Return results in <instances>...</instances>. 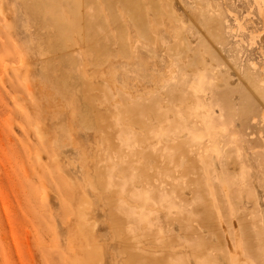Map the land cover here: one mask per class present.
Here are the masks:
<instances>
[{"label": "rangeland", "instance_id": "rangeland-1", "mask_svg": "<svg viewBox=\"0 0 264 264\" xmlns=\"http://www.w3.org/2000/svg\"><path fill=\"white\" fill-rule=\"evenodd\" d=\"M118 1L0 0V264H264V0Z\"/></svg>", "mask_w": 264, "mask_h": 264}, {"label": "bare ground", "instance_id": "bare-ground-1", "mask_svg": "<svg viewBox=\"0 0 264 264\" xmlns=\"http://www.w3.org/2000/svg\"><path fill=\"white\" fill-rule=\"evenodd\" d=\"M152 1H154V0H152ZM71 2H72V0H71ZM74 2H75V0H74ZM78 2V1H77ZM118 2H120L122 5H123V7L125 6H128V7H130L129 9H128V12H129V16H130V20L132 21V26L136 29V31H137V33L140 35V37L141 38H145V36H146V31H147V28H148V26L146 25L147 23L145 22V20H143L144 18H143V13L141 12V4H139L138 2H137V0H119ZM151 2V1H150ZM79 3H80V1H79ZM154 4V3H153ZM74 5V4H73ZM141 5V6H140ZM150 5H152V4H150ZM154 7H155V4H154ZM156 7H157V5H156ZM152 9H153V5H152V7H151ZM156 10V9H155ZM46 11V10H45ZM44 11V12H45ZM43 12V13H44ZM161 13H162V11H161ZM156 15V14H155ZM157 15H158V13H157ZM112 17V16H111ZM76 22V21H75ZM76 25V24H75ZM92 25H90V27H91ZM87 27H89V25L87 24ZM89 27V28H90ZM91 30V29H90ZM149 32V31H148ZM89 33V32H88ZM88 33H87V35H88ZM124 33V32H123ZM122 33V34H123ZM121 35V34H120ZM62 36H60V38H61ZM88 37V36H87ZM91 35H90V39H91ZM96 37V36H95ZM124 36H122V38H123ZM147 37V36H146ZM93 38V37H92ZM121 38H119V40H120ZM124 39V38H123ZM122 39V40H123ZM92 40V39H91ZM122 40H120V41H122ZM91 42H93V43H95L96 45H97V47H98V49L100 50V48H101V51H102V53H104V54H106V55H109V52H108V49H107V47H105V48H103V47H101V45H98L100 42L97 40H95V39H93V41H91ZM95 45V46H96ZM124 47V46H123ZM196 77H198L199 79H202L203 77H202V75H197ZM198 80V79H197ZM202 91V90H201ZM203 97H205V96H203ZM185 98V97H184ZM199 103L197 104V105H195V108H197V111H198V109L199 108H204L203 107V104H202V101H198ZM204 110V109H203ZM202 110V111H203ZM196 111V109L193 111V113ZM201 111V110H200ZM197 113V112H196ZM177 114H179L178 116H179V119L181 118V120H180V123H185L183 120L184 119H182L183 117H182V113H180V112H178ZM84 118V123H88L89 125H93V120H92V118H89L88 116H83ZM199 125V124H198ZM185 124H183V126L182 127H180V133L181 134H183L185 131ZM206 129V128H205ZM208 130L206 129V132H207ZM207 134H208V132H207ZM211 134V133H210ZM190 135V134H189ZM206 137H207V135H206ZM206 137H202V136H196L195 137V139H194V137H193V139L194 140H204V139H206ZM208 138V140H209V137H207ZM118 140V139H117ZM179 142V144H178V146H179V149H180V151H178V155L180 156V157H182V158H180V161L182 162V163H184L183 162V159H184V155H185V160L186 159H188V155L186 156V154H184V147H186V145H187V143H186V145L184 144V140H182V137H181V142L180 141H178ZM209 143H211V148H212V150L213 149H215L216 147H217V144H216V142H214V141H211V142H209ZM208 143V144H209ZM215 145H216V147H215ZM218 149V148H217ZM186 150H187V148H186ZM188 151V150H187ZM186 151V152H187ZM199 151V150H198ZM204 151H206L207 152V150H204ZM209 151V150H208ZM193 152V151H192ZM200 152V151H199ZM205 152V153H206ZM216 152V151H215ZM217 153H218V151H217ZM194 154V158H193V161L191 160V162H193V164L194 163H196L197 162V158L195 157V156H197V152H194L193 153ZM204 154V153H203ZM179 158H178V163H179ZM210 161V160H209ZM192 164V165H193ZM179 165V164H178ZM183 165H185V163L183 164ZM186 167V166H185ZM112 168V167H111ZM188 169V168H187ZM114 170V169H113ZM185 170H186V168H185ZM181 172H182V170H181ZM192 173H194V174H197V172H192ZM187 174V173H186ZM188 174H190V173H188ZM160 189V188H159ZM163 199V198H162ZM145 201V200H144ZM165 203V202H164Z\"/></svg>", "mask_w": 264, "mask_h": 264}]
</instances>
